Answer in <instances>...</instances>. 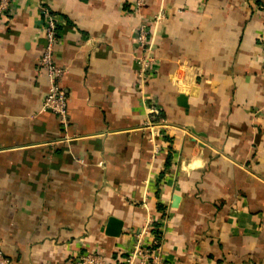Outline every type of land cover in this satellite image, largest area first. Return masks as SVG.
Returning <instances> with one entry per match:
<instances>
[{
	"label": "crops",
	"instance_id": "0c3cea01",
	"mask_svg": "<svg viewBox=\"0 0 264 264\" xmlns=\"http://www.w3.org/2000/svg\"><path fill=\"white\" fill-rule=\"evenodd\" d=\"M40 1L58 18L66 131L41 108ZM131 2L14 0L0 23L1 250L13 264L86 251L122 264L154 223L163 264H264V0H163L143 86L134 28L159 2L140 15Z\"/></svg>",
	"mask_w": 264,
	"mask_h": 264
},
{
	"label": "built area",
	"instance_id": "2783aa9c",
	"mask_svg": "<svg viewBox=\"0 0 264 264\" xmlns=\"http://www.w3.org/2000/svg\"><path fill=\"white\" fill-rule=\"evenodd\" d=\"M14 0H0V23H6L12 14ZM159 2L157 11L148 19L140 18L135 26L134 40L137 47L138 54L135 55L136 63L139 67L138 77L140 85L143 86L144 79L153 70L154 55L152 52L154 41V30L158 23L165 17V8L162 5L163 0H156ZM147 0H132L133 13L140 15V11L145 6ZM39 18L41 21V34L44 39V45L40 53L37 70L43 73L47 88L42 99L41 108L55 114L63 129H67V94L63 86V77L66 68L57 62L55 56V47L61 39V33L58 28V18L52 9L45 5L42 1L39 2ZM261 64L260 74L264 79V38L261 42L260 50L257 54ZM142 99H146V95L141 94ZM147 121L146 126L153 132L165 133L168 125L164 118H159V108L147 106ZM152 134V133H151ZM69 138L65 134L62 140L68 141ZM151 228V227H150ZM161 228L159 227V232ZM160 234L163 236V232ZM139 237V236H138ZM152 245L140 242L139 238L135 246L127 252L122 258V264H163L160 258L161 237L157 240L153 235ZM0 264H12L9 259L3 254L0 248ZM64 264H112L105 257L97 252L86 251L77 253L64 261Z\"/></svg>",
	"mask_w": 264,
	"mask_h": 264
},
{
	"label": "water",
	"instance_id": "95a60500",
	"mask_svg": "<svg viewBox=\"0 0 264 264\" xmlns=\"http://www.w3.org/2000/svg\"><path fill=\"white\" fill-rule=\"evenodd\" d=\"M178 101L181 104H184L185 95L179 94ZM121 225H122L121 220L116 219L114 217H109L106 227H105V233L110 236H118L121 231Z\"/></svg>",
	"mask_w": 264,
	"mask_h": 264
},
{
	"label": "trees",
	"instance_id": "16d2710c",
	"mask_svg": "<svg viewBox=\"0 0 264 264\" xmlns=\"http://www.w3.org/2000/svg\"><path fill=\"white\" fill-rule=\"evenodd\" d=\"M156 1V0H155ZM162 215V214H161ZM150 230H151V232H153V234H154V237L157 239V240H159L161 237H162V235L160 234V232H159V225H157V224H154V223H152L151 224V228H150ZM3 252V251H2ZM4 254V253H3ZM123 254V253H122ZM121 254V255H122ZM6 256V255H5ZM123 256V255H122ZM7 257V256H6ZM8 258V257H7ZM9 259V258H8ZM9 261H10V263H12V261L9 259ZM13 264V263H12Z\"/></svg>",
	"mask_w": 264,
	"mask_h": 264
}]
</instances>
